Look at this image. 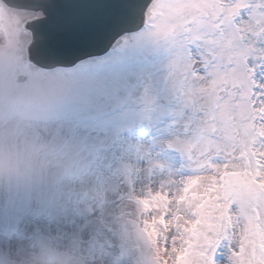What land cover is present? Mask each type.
<instances>
[{
    "label": "snow or ice",
    "instance_id": "6c2138e0",
    "mask_svg": "<svg viewBox=\"0 0 264 264\" xmlns=\"http://www.w3.org/2000/svg\"><path fill=\"white\" fill-rule=\"evenodd\" d=\"M39 10L24 24L26 66L0 69V163L36 142L13 125L38 113L41 147L75 152L84 175L133 156L167 175L147 189L162 205L140 212L154 233L148 264H264V0H47ZM93 96L104 101L98 118L57 119L70 98ZM161 156L167 166L152 160ZM52 199L0 196V238L94 264L107 245L87 216L69 227ZM21 250L7 246L9 264Z\"/></svg>",
    "mask_w": 264,
    "mask_h": 264
},
{
    "label": "rangeland",
    "instance_id": "374dc122",
    "mask_svg": "<svg viewBox=\"0 0 264 264\" xmlns=\"http://www.w3.org/2000/svg\"><path fill=\"white\" fill-rule=\"evenodd\" d=\"M10 13H15L16 21L11 24L10 32L16 30V40L11 42V49L15 55V47L23 55V63H27L24 43L30 40L29 33L21 28L22 22L27 18L37 15L33 12L5 11L0 3V49L7 52L10 42L7 41L8 29L3 30L6 24H10ZM102 113L95 110L94 115L85 110V113H73L72 119L68 116L58 117L67 126L75 127L79 124L94 120ZM114 122H119V113L112 115ZM42 117L23 115L14 121V127L21 133L28 135L35 124H42ZM150 129L142 128L137 132V137L148 136ZM37 138L34 144L18 158H12L0 163V196L9 191H20L38 195L48 193L53 197L52 208L56 215L64 217L71 227L78 224L81 218L87 216L93 235L98 236L107 247L95 249L94 264H148L153 257L150 240H154V233L146 231L151 227L146 223L147 216H141V211L158 204L162 205L164 197L152 195L147 191L148 185L158 188L168 179L166 174L159 170L151 171L155 167L150 163L147 169L142 170L136 157L126 159L116 165L111 171L102 172L99 175H84V162L73 151H54L50 148H42L39 141L40 134H34ZM153 161L160 160L166 166L170 163L167 157H153ZM144 196V199H140ZM94 214V215H93ZM13 248L20 246L21 253L17 259L12 258L11 264H77L76 258L66 253H58L47 245L32 251L28 250L27 243L16 237L0 238V257L9 264L7 246Z\"/></svg>",
    "mask_w": 264,
    "mask_h": 264
},
{
    "label": "water",
    "instance_id": "95a60500",
    "mask_svg": "<svg viewBox=\"0 0 264 264\" xmlns=\"http://www.w3.org/2000/svg\"><path fill=\"white\" fill-rule=\"evenodd\" d=\"M5 6V11H11V9H15V10H23V11H31V12H39L41 15V12L39 10V3H45L47 4V0H38V3L35 5H30L28 9H23L19 6V4L17 3V0H0ZM10 8V9H8ZM39 15V16H40ZM38 17V16H37ZM37 17L34 18H27L28 20H26L24 22V24L29 21V20H34ZM10 20L11 23L10 24H6V27H3V30L6 31V29H8L9 33H8V37H7V41L10 42V49L7 52L4 48L0 49V69H3L6 73L7 72H11V71H19L20 69H22L23 67L26 66L27 63H23V55L21 54L20 49L18 48V46L15 47L16 53L15 55H13L12 53V49H11V42H13L14 40H16V30H12V32H10V26L11 24L14 22V20L16 21L17 26L19 25L18 22V18L16 16L15 13H10ZM24 24H23V28H24ZM25 29V28H24ZM29 32V31H28ZM30 34V41L28 43H24V47H25V52H26V57H27V49L29 44L32 42L33 36L32 34L29 32ZM103 99L102 98H97V97H90L87 101L81 100L78 97H72L69 100H67L58 110H57V115L58 117H65L68 116L69 119H72V114L73 113H85V110H87L88 112L91 113V116L94 115L95 110H99V106L103 103ZM38 113H28L25 115H29V119L30 117L33 119V117H37ZM39 117H42L44 119V117L40 114H38ZM44 127L43 124H33L32 127V131L30 130V128H28V136L30 137H34V134H40L41 129Z\"/></svg>",
    "mask_w": 264,
    "mask_h": 264
}]
</instances>
